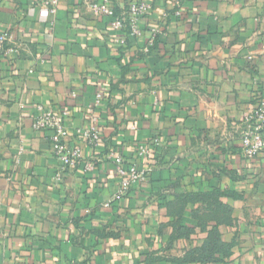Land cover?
I'll return each instance as SVG.
<instances>
[{
  "label": "crops",
  "instance_id": "1",
  "mask_svg": "<svg viewBox=\"0 0 264 264\" xmlns=\"http://www.w3.org/2000/svg\"><path fill=\"white\" fill-rule=\"evenodd\" d=\"M46 1L0 0V31L17 48L0 54V264H179L206 239L200 223L216 226L217 208L188 203L182 223L196 233L172 241L178 197L212 188L238 196L220 198L232 209L222 240L234 243L222 264H264V151L249 159L240 139L264 100V0H183L155 37L168 4L152 0L141 37L123 32L125 46L112 17L82 0H60L53 13ZM133 1L112 0L114 14ZM100 91L103 143L82 147L93 169L58 181L52 131L33 127L37 106L68 109L80 146L75 131ZM142 148L155 158L139 157ZM110 150L150 169L148 183L117 198Z\"/></svg>",
  "mask_w": 264,
  "mask_h": 264
},
{
  "label": "built area",
  "instance_id": "2",
  "mask_svg": "<svg viewBox=\"0 0 264 264\" xmlns=\"http://www.w3.org/2000/svg\"><path fill=\"white\" fill-rule=\"evenodd\" d=\"M89 11L95 17H112L110 24L118 37L115 43L120 46L127 44V35L139 38L142 35L140 23L143 19L151 16L155 11V4L152 0L133 1L128 9L121 15L114 14L112 0H82ZM168 4L161 13L160 23L151 27V33L155 37L162 33V24L169 21L172 14L181 17L183 0H165ZM60 0H47L44 4L54 13ZM173 11V13H172ZM120 34V35H119ZM12 34L10 31H0V54L17 53V48L11 46ZM76 97V94L73 93ZM105 95L103 92L96 94L94 103L87 108V123L75 131V136L80 146H73L70 143V131L67 122L71 117L68 109L46 108L37 106L38 115L34 119L33 127L36 131H52L50 143L54 157L59 163L61 173L57 175L58 181H62V172L68 169H77L84 166L86 170H92L93 165L86 163L83 154V145L91 150H97L102 146L103 138L101 133V116L98 113ZM240 139L243 146V153L249 159L257 158L264 151V100L261 99L258 105L248 113L242 123ZM142 158H155L153 149L142 148ZM138 152V153H139ZM105 160L111 163L116 175L120 179V188L117 198H123L134 186H142L148 183L151 170L140 168L137 163L130 162L117 150H110Z\"/></svg>",
  "mask_w": 264,
  "mask_h": 264
},
{
  "label": "trees",
  "instance_id": "3",
  "mask_svg": "<svg viewBox=\"0 0 264 264\" xmlns=\"http://www.w3.org/2000/svg\"><path fill=\"white\" fill-rule=\"evenodd\" d=\"M222 197L238 198V196H234L231 192H222L219 189L213 188L210 189V191L208 190L194 195L178 197V220L171 223L172 234L170 239L172 241L190 239L191 236L196 233L195 228L183 225L182 223L186 214L185 208L188 203L201 202L207 204V207L215 206L217 208L215 213H223V217L220 219L215 213H211V215L214 216L213 218L217 220V223L216 226L209 230L206 228L205 224L200 223L202 231L207 233V237L202 246L190 250L184 258L174 260V262H178L179 264H222L230 258L234 243H226L222 240L219 226L232 224V209L220 201V198ZM203 214L207 213L198 212L195 216L201 220Z\"/></svg>",
  "mask_w": 264,
  "mask_h": 264
},
{
  "label": "rangeland",
  "instance_id": "4",
  "mask_svg": "<svg viewBox=\"0 0 264 264\" xmlns=\"http://www.w3.org/2000/svg\"><path fill=\"white\" fill-rule=\"evenodd\" d=\"M137 155H138L139 157H141V156H140V152H139ZM127 160H128V159H127ZM128 161H129V160H128ZM130 162H131V161H130ZM133 163H136V162H133Z\"/></svg>",
  "mask_w": 264,
  "mask_h": 264
}]
</instances>
